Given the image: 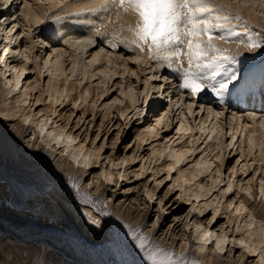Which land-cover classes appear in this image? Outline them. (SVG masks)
Segmentation results:
<instances>
[{"label":"snow or ice","instance_id":"obj_1","mask_svg":"<svg viewBox=\"0 0 264 264\" xmlns=\"http://www.w3.org/2000/svg\"><path fill=\"white\" fill-rule=\"evenodd\" d=\"M13 2L0 0V80L7 101L0 105V158L5 135L13 154L36 174L56 175L60 170L54 162L70 157L77 175L64 178L60 173L46 195L55 200L67 189L86 223L106 233L105 243L111 250L134 257L119 264H205V260L207 264H264V235L255 243L250 231L254 225L247 226V239L233 234L244 231L238 223L213 227L224 217L219 205L234 216L241 209L247 211L238 196L252 198L254 180L264 197L260 178L264 176V140H254L256 134L251 131L257 124L264 128V107L259 114L240 107L251 106L256 95L246 54L258 56L264 64V0H20L23 9L5 16ZM89 28L92 33L86 35ZM41 49L43 59L36 54ZM81 52L89 58L82 61L79 55H71ZM64 57L71 61L67 70L61 63ZM37 72L40 80L48 77L47 88L32 81L22 87V80ZM98 77L103 78L99 81L103 94L97 88L96 99H91L88 86ZM125 77L134 78L135 83L129 81L126 87L117 82ZM73 85L79 86V96L74 95L77 87ZM29 93H37L38 98L30 100ZM114 93L123 99L113 98ZM260 95L264 96V67ZM106 97L105 115L99 120L102 127L97 131V100ZM161 101H171V106L154 116L145 131L152 139H163L169 131L175 135L171 143L165 142L163 151L140 156L133 150L137 143L146 150L149 140L139 134L127 145L124 140L134 124L149 119L151 106ZM45 104L47 112L37 107ZM65 105L68 110L62 113ZM117 106L124 109L118 113L124 124L108 126L111 114L107 110ZM233 106L239 110L232 111ZM86 108L78 116L77 110ZM234 143L236 156L229 152L226 157L223 148L232 149ZM151 147L155 149V144ZM120 148L129 155L113 157L111 163L104 159ZM245 151L250 160L230 169L232 161L241 165ZM143 161L159 167H147ZM138 162V169L124 171ZM257 164L259 169L252 167ZM99 165L113 171L98 168V177L82 185L77 176H90L88 170ZM188 169H194L192 178L183 183L197 188L198 194L191 187L187 192L181 187L180 178ZM178 171L180 176L173 183ZM225 173L230 175L222 180ZM238 174H242L239 185L234 183ZM201 178L203 182L197 184ZM129 179L146 181L143 200L135 202L140 213L135 223L115 215L113 205L102 198L101 184L115 189L120 187L117 181ZM201 200L206 203L201 205ZM180 204L188 206L187 212L169 227L183 231L176 237L169 235L168 246L159 229ZM192 214H210V219L201 223L191 219ZM105 218L115 223L109 225ZM177 245H182L179 251ZM193 253L201 258H192Z\"/></svg>","mask_w":264,"mask_h":264},{"label":"rangeland","instance_id":"obj_2","mask_svg":"<svg viewBox=\"0 0 264 264\" xmlns=\"http://www.w3.org/2000/svg\"><path fill=\"white\" fill-rule=\"evenodd\" d=\"M9 13L12 14L13 12L5 11L4 15L7 16L9 15ZM20 23L23 24L24 22L20 21ZM0 32H2V29H0ZM42 51L43 49H41L38 54L40 55ZM34 66V64L31 65V67ZM27 78L29 79V81H33L35 80V78H37V73L30 74L27 76ZM141 78L143 79L144 77L142 76ZM47 79L48 77H45V83L47 82ZM128 80L129 78L127 79V81ZM117 82L122 83V80H118ZM23 87H25V85ZM0 88H4L2 80H0ZM118 95V93H114L113 98H116ZM36 96L37 93H31L29 95V98L31 100ZM106 101L107 100L98 102V116L101 113H105L103 107L100 106V103L102 102L103 104ZM169 104L170 101H161L158 103H154L149 111V119L142 120L133 125L131 132L127 133L126 135L124 145H127V143L131 139L135 138L134 134H137L139 131H143L144 129H146L147 123L153 122L152 118L154 117L153 114L156 110H159L164 105H166L165 107H168ZM42 107H44V105L39 106V109ZM110 111H112L111 117L117 116V112L114 109H111ZM171 117L172 119H174V116ZM116 119L117 117L114 119V123H117L115 122ZM99 120L100 119H98L97 121L98 123ZM121 122L123 126L124 121L121 120ZM166 134H169L170 136L175 135L174 132H167ZM6 139L10 143L7 135ZM153 140L154 139L150 140L151 143L147 146L146 150L140 148L137 154L140 156L150 155V153L152 152L151 145L155 143L156 147L158 146L156 144L159 142V140ZM161 140L162 142H166V140L168 139L165 138L160 139V141ZM235 150L236 148L234 147H232V149H226L224 150V154L227 157L228 153L231 152L233 156H236ZM124 152L126 151H124L122 148L115 151L117 155H120ZM238 158L239 157H237V159ZM59 162L60 160L54 162L56 168L60 170L56 175H51L48 173L36 174L29 168H27L23 163H21L20 157L18 155H9L7 153H3V157L0 158V199L2 198L1 201L3 202V205L7 207L6 209L12 212L11 214H14L10 218L4 217L0 214V264H36L37 261H46L47 264H119L120 261L115 257L110 249V246L105 243L106 233L103 235V237L97 239L96 243L94 240L92 241L91 237H89L81 230L77 223V216H72L65 210L59 211L58 208L54 209V204H56L55 200H52L46 195V193L51 190L53 182L59 181L60 173L63 174L64 178L77 175V167L71 161V159L69 162L70 167H72L73 170L69 175H65L63 173L61 167L59 166ZM235 164V161H232L229 164V168H231ZM242 164L243 162L241 160V165H236V168L239 169ZM100 166L101 165L94 166L88 171L90 173L92 171L98 173V168H102ZM103 166H105V168L108 170L110 169L107 165ZM146 166L149 167L148 162L146 163ZM255 166L256 165H254V167ZM133 169L134 168H130V170ZM110 170L113 171L112 169ZM83 171V169L79 170L80 173H83ZM249 171H251V169ZM229 174L230 173H225L223 175V179H227ZM93 175L94 173H92L90 176H77V178L80 180V183L85 186L87 180L91 179ZM241 175L242 174H238V177H240ZM174 176L175 175L173 174V177ZM141 181L143 180L137 181L129 179L123 182L118 181L117 183L120 185V187L115 189L111 185L101 184V187L104 190L102 198L107 199L110 204L113 205L112 211H114V207L116 204L124 203V205L126 206L129 204L128 197L130 195H134L135 191L133 192L132 190L131 193L129 192V194H126L127 192L121 189L130 186L135 187ZM173 183H175L174 179ZM254 183L255 184L253 188L255 189V191H258V184L255 180ZM138 190L139 189H136L137 194L139 192ZM177 195H179V192H177ZM60 196H62L63 198L65 197L69 200L67 201V203L70 204L68 205V209L72 208L73 211L75 204H78V202H72L71 197L67 193V189H62ZM259 197L260 195L258 194V199ZM7 198L9 199L8 201ZM57 206L64 207L65 205L60 206V203H57ZM179 206L183 207L186 210L188 209V206L186 205L180 204ZM19 213L30 215L36 217L37 219L34 220L16 216ZM52 213L53 215L51 216ZM193 215L199 216V214ZM209 217L210 214L206 216V218ZM105 219L108 220L109 225L115 223V221L111 218ZM41 221L53 222V224L47 225L45 223H42ZM225 221H227V218L224 214V218L220 219L219 224ZM148 223L150 226L151 221H148ZM29 231L32 232L28 233ZM21 232H24L23 238H25L26 241H18V239H16V236H20L19 233L22 234ZM92 237L95 238L96 236L94 235ZM194 247L195 242H192V248ZM133 258L134 257L131 256V259ZM192 258H201V254L193 253Z\"/></svg>","mask_w":264,"mask_h":264},{"label":"bare ground","instance_id":"obj_3","mask_svg":"<svg viewBox=\"0 0 264 264\" xmlns=\"http://www.w3.org/2000/svg\"><path fill=\"white\" fill-rule=\"evenodd\" d=\"M18 5H20V0H14V2L11 5V7H9L6 11L13 12L12 14L15 15L16 13H18L19 11H21L23 9V6L22 5H20L19 7H18ZM54 27H56V25H54ZM91 33H92V29H90V28L87 29L86 35H91ZM25 44H27V41H25ZM36 54H38V53H36ZM40 55L42 56V59L45 57L44 50L41 52ZM71 55H79L82 61L83 60H86L87 58H89L83 52L78 53V54L73 53ZM246 56L249 57V58L245 60V64L252 66L251 67V72L253 73V77H254L253 78V81H252V87H253V90L256 93V95H255V100L251 104V106L242 105L240 107H244L246 111H257L258 114H259L260 113V109L262 107H264V96H261L260 95V73H261V68L264 67V64H261L260 63V58L258 56H252L251 54H246ZM53 59H55L54 56H53ZM61 63L64 65V70H67V68L70 67L71 61H70L69 57H64V59L61 61ZM114 63H115V61H114ZM42 67H43V65L41 64V68ZM51 70L52 71H55V67L53 66L51 68ZM89 71L91 72L92 69L89 68ZM149 74H151V73H149ZM164 74L167 75V72H164ZM12 79H15V77L13 76ZM27 79L28 78L25 77L24 80H26V81L22 80V83H23L22 84V87L24 85H25V87H28L29 86L28 85L29 79L28 80ZM102 79H103L102 77H98L97 80L92 81L91 82V85L88 86V90L92 93L91 99H96V97H97V91H96V89L97 88H99V94H103V87L99 84V81L102 80ZM127 79H128V77H125L122 80V83H125L126 84V87H127L128 83H129V81L131 83H135L134 82V78H129L128 81H127ZM32 82L33 83H40L42 87L47 88V82L45 83V80H40L39 73L38 72H37V78H35V80H33ZM42 83H43V85H42ZM118 83H121V82H118ZM73 86L74 87H77V92L74 93V95L79 96V93H80L79 86L78 85H73ZM60 90L61 91L63 90L62 87H61ZM69 91H71V87H70ZM30 94L31 93H29L28 96ZM21 95H24V93H21ZM36 98H38V96H36ZM116 98L123 99V97H119V95ZM55 99H57V97H56L55 91H53V100H55ZM175 99H176V97H173V100H175ZM105 100H107V98H105ZM105 100H103V101H105ZM6 102L7 101L5 100V89L4 88H0V105H3ZM98 102H99V100H97V106H98ZM102 102L100 103V106H103V104L105 103L104 102L102 104ZM203 102L204 101H201V103H203ZM126 106L127 107H130V101H126ZM165 106L166 105L162 106L159 110H156L153 115L156 116V115L162 113L165 110ZM169 106H171V101H170V104L168 105V107ZM212 106L215 107V104H213ZM111 109L112 108H109L107 110V112L110 113V114L112 112V111H110ZM40 110L47 112V111H49V108L45 104L44 107L40 108ZM67 110H68V106L65 105L64 108L61 109V112L62 113H66ZM87 110H88L87 108L86 109L77 110L78 116H81ZM114 110L117 112V116L111 117V119L107 122L108 126H111V124L114 123V119L116 117H117V119L115 121V122H117L116 124H121L122 125L121 120L118 119V113L120 111L124 110V109L121 108L120 106H117V108L114 109ZM231 110L232 111H238L239 108L236 107V106H233ZM104 115H105V113H101L99 116L97 114V121H98V119H101ZM170 118H172V117H170ZM87 119H88V117H85V120H87ZM223 119L224 118L222 117L221 120H223ZM191 122H192V118H189V123H191ZM150 124L151 123H147V126L146 127L149 128ZM95 127H96V130L99 131L101 129L102 125H100V123L97 122L96 125H95ZM146 129H144L143 131H139L137 134L141 135V139H148L149 140V144H150L151 143L150 140H152L151 134L149 132H146L145 131ZM159 131H160V129H157V132H159ZM251 131L252 132H255V134H256L253 137L254 140H258V141L259 140H264V128L259 127L258 124H257L256 126H254V128ZM170 132L171 131H169V133ZM81 135H83V133H81ZM171 137H173V136H170L169 134H166V135H164L163 139L166 138V139H168V140H166L167 143H171V139H170ZM154 140H156V141L159 140V142L156 144L158 146H156L155 149L152 148V151L153 150H155V151H163L167 147V144L165 142H162V140L161 141H160V139H154ZM76 147L77 146L74 145L73 146V150ZM85 147L87 149V146H85ZM173 147H177L178 148L179 145H173ZM214 147L215 146L213 145V148ZM233 147L236 148V150H237L238 145L234 143L233 144ZM246 147L247 146L245 145V148ZM140 148H141L140 144L137 143V146H136V148L133 151H136V153H138V151H139ZM226 149H228V148H226V147L223 148V153H224V150H226ZM236 150H235V152H236ZM4 153L5 154L7 153L9 155H12L13 154V152L11 151V144L7 141L6 135L4 136ZM217 154H219V153H217ZM127 155H129L128 152H124V153H122L120 155H117L115 152H112V153L106 155L104 157V159L108 160L111 163V160H112L113 157H115V158L118 159V158H120L122 156H127ZM212 159H214V157H212ZM238 159H240V157ZM256 159L258 160L259 157H256ZM248 160H250V158L247 155V151H245V153H243L242 162L244 163L245 161H248ZM69 161H70V157H68V158L61 157L60 158L59 166L61 167V170L63 171V173L65 175H67V174L69 175L72 172V170H73V168L70 167V162ZM147 162L149 164V167H151L152 164L150 163V161H143V163L145 165H146ZM81 163H82V161H81ZM138 164L139 163H137L136 165H132L129 168L124 169V171L126 173H131L132 170H130V168L131 169L132 168L138 169L139 168ZM236 165L237 164H235L234 166H232L230 169H237L236 168ZM100 167L106 169L105 166H103V165H101ZM152 167H159V165H152ZM216 167H220L219 162L216 163ZM252 167H254V165ZM255 167L257 169H259L260 168V165L257 164ZM181 170H183V169H181ZM109 171H111V170L109 169ZM193 171H194V169H188L187 172L185 173V176L182 177V178H180V183H181V187H183L186 192L191 187V190L194 191V192H196L198 194V189L197 188H195L194 186L185 185L183 183V179L191 180V178H192V172ZM92 173H94V175H93V177L91 179L98 177V173H96L94 171H92L91 174ZM114 174L118 175V171L116 173H114ZM174 175L175 176L173 177V179H174V182H176V178L180 176L179 171L176 172V173H174ZM260 178L264 179V176H262ZM91 179L87 180V182L85 183V186H86V184ZM221 179L223 180V176L221 177ZM199 182H203V178H201V181H197L196 183L198 184ZM240 182H241L240 177H238L237 180L234 181V183L237 184V185H239ZM145 183H146V181L143 180L139 184H137V186H135V187H132V186L127 187V189H131V191H126L127 192L126 194H129V192L131 193L132 190H133V192L135 191V193H134V195H130L128 197V199H129V204L128 205L125 206L124 203H119V204H116L115 205L114 211H113L115 213V215H123L125 217V219H126L127 222L135 223V222H137L139 220L140 213H139V209L135 207V202L136 201L143 200V198H142V194H143L142 188H143V186H144ZM210 183H211V181H208V185H210ZM254 184L255 183L253 181V186H254ZM208 185H206V186H208ZM149 188H150V190H153V186H150L149 185ZM136 189H139L138 191L140 192V194H139V192H138V194L136 193ZM90 191L95 192V189H92ZM258 191H255V189L253 188V197H252V199H250L246 195H240V196H238V199L241 200L244 203L245 208L247 209V211H245V209H241V214L240 215H235L234 216V215H232L231 213H229V212H227L225 210L224 205H219L221 207L222 211H224V214L226 215L227 221L221 222V224H219V222H220V220H219L213 227L215 229H219L221 227V225H224V224H228L229 227H231L233 223H238L239 227H241V229H243L244 231L242 233H233V234H235L238 237H242V238L247 239L248 238L247 237V232L249 231V229H248L247 226L249 224H252V225H254V227L250 231L253 233V240H254L255 243L259 244L261 241H260V239L258 237L261 236V235H264V197H261L260 196L259 199H258V194H259ZM214 195H216V194L214 193ZM221 199H226V198L221 197ZM1 200H2V198L0 199V214L2 216H4V217H9L10 218L14 214H11L12 212H10V211H8V209H6L7 207L3 205V202ZM8 200L9 199L7 198V201ZM67 201H69L67 198H65V197L63 198L62 196L59 195L55 199L56 204H54V209H57L58 208L59 211L60 210L61 211L65 210V211L69 212L72 216H77V219H78V222L77 223H78L79 227L81 228V230L85 234H87L89 237H91L92 238V241L94 240L97 243V239L103 237V235L105 233H101V232L97 231L93 226L88 225L86 223V221L84 220V218L80 215L79 211L77 210V204H75V207L73 208V211H72V208L68 209V205H70V204L67 203ZM203 201L204 200H201V202H200L201 205L204 204V203H206V201H204V202ZM213 202L215 203V201H213ZM57 203H60V206H63V205H65V206L64 207H58L57 206ZM178 209H182V210H178ZM186 212H187L186 209H184L183 207H181V206L178 205L177 206V209H174L173 212L171 213L170 218L168 220L164 221L162 227L159 229L160 233L158 235L164 237V242L168 246H171V241L168 239L169 235H171L172 237H176L178 235V233H180L181 231H183L182 228H177V229L173 230V228H171L169 226L175 224V218L177 216L184 215ZM52 215H53V213L51 214V216ZM207 215L208 214H206L204 217H200L198 215H193L192 214L191 219L198 220L201 223H206V221L208 219H210V217L209 218H206ZM16 216H20V217H23V218L34 219V220L37 219L36 217L30 216V215L21 214V213L17 214ZM41 222L42 223H45L47 225L53 224V222H44V221H41ZM31 232L32 231H29L28 233H31ZM21 233L22 234L19 233L20 236H16V239H18V241H26L25 238H23V236H24L23 233L24 232H21ZM94 235L96 236L95 238L92 237ZM14 244H16V243H14ZM181 247H182V245H177L176 251L180 250ZM111 251L113 252V254L115 255V257L119 261H122V260H125V259L131 260V256L130 255H124V256H122V255H119V254L115 253L113 250H111ZM238 251H243V250H238ZM45 258H46V255H45ZM20 263H22V262H20ZM205 264H207V260H205Z\"/></svg>","mask_w":264,"mask_h":264}]
</instances>
